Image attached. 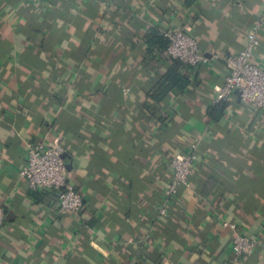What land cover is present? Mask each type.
<instances>
[{
	"label": "crops",
	"instance_id": "obj_1",
	"mask_svg": "<svg viewBox=\"0 0 264 264\" xmlns=\"http://www.w3.org/2000/svg\"><path fill=\"white\" fill-rule=\"evenodd\" d=\"M263 13L264 0H0V264H264V110L233 95L208 115L223 58ZM183 28L218 59L162 57ZM197 141L161 217L169 161ZM37 142L63 146L79 215L21 179ZM225 222L255 241L248 261H232Z\"/></svg>",
	"mask_w": 264,
	"mask_h": 264
},
{
	"label": "built area",
	"instance_id": "obj_2",
	"mask_svg": "<svg viewBox=\"0 0 264 264\" xmlns=\"http://www.w3.org/2000/svg\"><path fill=\"white\" fill-rule=\"evenodd\" d=\"M264 35V13L251 26L247 43L238 53L223 58L225 72L223 84L216 89L211 105L226 103L233 95L248 104L254 111L264 110V69L253 61V52L260 45V36ZM167 46L160 51L164 58H170L181 64L197 69L211 60L218 59L216 54H204L190 34L189 28L168 31L164 34ZM199 141V140H198ZM198 141L190 145L187 154L171 158L168 164L169 177L159 207V215L167 216V208L178 200V190L191 177L199 160ZM26 163L20 171V177L30 191L38 189L56 192L55 210L59 215H79L83 209L81 195L68 182V173L63 158V146L57 142L27 143ZM4 208L0 207V229L4 225ZM224 227L233 231L231 254L234 263L248 261L255 252V241L237 231V226L224 223Z\"/></svg>",
	"mask_w": 264,
	"mask_h": 264
},
{
	"label": "trees",
	"instance_id": "obj_3",
	"mask_svg": "<svg viewBox=\"0 0 264 264\" xmlns=\"http://www.w3.org/2000/svg\"><path fill=\"white\" fill-rule=\"evenodd\" d=\"M166 46H167V41H166V39L164 38V39H163V43H162L161 48H160L159 51L164 50V49L166 48ZM176 62H178V61H176ZM178 63L181 64L180 62H178ZM181 65H183V64H181ZM183 66H185V65H183ZM185 67H187V66H185ZM189 68H190V67H189ZM221 104H223V103H221ZM221 104L215 105V106H213L212 108H210V110L208 111V115H209L210 117H212V115L214 114L216 108H217L218 106H220Z\"/></svg>",
	"mask_w": 264,
	"mask_h": 264
},
{
	"label": "water",
	"instance_id": "obj_4",
	"mask_svg": "<svg viewBox=\"0 0 264 264\" xmlns=\"http://www.w3.org/2000/svg\"><path fill=\"white\" fill-rule=\"evenodd\" d=\"M64 157V156H63Z\"/></svg>",
	"mask_w": 264,
	"mask_h": 264
}]
</instances>
